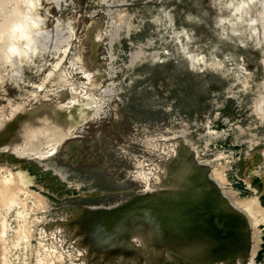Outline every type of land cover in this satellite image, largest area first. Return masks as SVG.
<instances>
[{"label":"rangeland","instance_id":"1","mask_svg":"<svg viewBox=\"0 0 264 264\" xmlns=\"http://www.w3.org/2000/svg\"><path fill=\"white\" fill-rule=\"evenodd\" d=\"M263 12L264 0H0V186L15 190L0 188V264H264ZM14 17L29 27L9 46ZM34 115L59 137L1 141ZM191 168L246 219L243 259L196 262L132 227L91 243L81 216L106 228Z\"/></svg>","mask_w":264,"mask_h":264},{"label":"bare ground","instance_id":"2","mask_svg":"<svg viewBox=\"0 0 264 264\" xmlns=\"http://www.w3.org/2000/svg\"><path fill=\"white\" fill-rule=\"evenodd\" d=\"M15 2L18 6V2ZM2 3L3 1L1 4ZM13 9L16 10L17 7ZM16 11L20 12L18 9ZM17 12L15 14H17ZM1 14H5V12ZM20 14H22V11ZM15 18L16 20L13 21L14 24L11 25V30L8 32L9 46L13 45L14 37L16 38L24 34L22 32L24 30L20 31L21 27H29L25 23H19L21 20L17 19V17H14V19ZM3 23L4 21L1 22L2 25L0 24L2 29H4ZM5 26H7V24ZM1 31L4 32L3 30ZM14 49L15 47L13 51L16 52ZM45 120L46 121H44L42 117H35V115L23 119L22 129L18 130L13 127L7 130L1 141H16L21 136L25 137L27 140L30 136L32 141L27 140L23 147L25 149H30L37 147L42 141L53 136L59 137L63 126L53 120L50 115L46 117ZM33 134L35 136H33ZM188 175L189 178L187 182L183 184L184 187L181 189L179 188V190H174L173 193L169 191L170 193L165 195L146 197L141 202H133L128 208L124 207L118 211L108 213L106 217L111 223L106 226V228H99V230L93 232L91 229L93 225L91 215L85 214L81 216L80 221L82 226L88 228V231L90 230L88 234L91 237V243L97 246V248H103L107 246L108 236H105L108 233H111L114 229H117V232H119L118 228L124 229L125 227H132L136 230L143 231V236L141 235L142 233H137V236L141 235L142 237H140L143 238L142 241H144V243H147L146 239L148 237L153 238L154 244L165 241L171 245L169 247L170 250L196 262L221 258L227 254L229 255V253L230 255L231 253L237 255L239 260L243 259L248 248V226L246 219L243 218V216L239 217L225 198L208 186L202 170L191 168L190 171H188ZM178 176L179 174L177 177ZM1 186L2 195L10 198L14 194L15 190L13 191V189H11L12 191H10L8 187ZM229 197L236 204L232 194H230ZM247 203L244 204L242 202L243 206ZM248 204L252 206L253 203ZM248 208L251 207H246L245 209ZM134 235L136 236V234ZM120 239L122 243L119 248H121L122 254L129 255L130 249H128L124 242L126 238L124 240V238L120 237ZM253 251H256L255 247ZM251 263L253 264V262Z\"/></svg>","mask_w":264,"mask_h":264}]
</instances>
